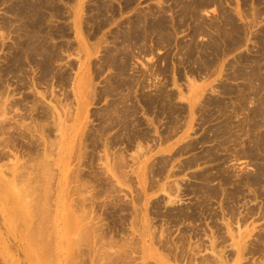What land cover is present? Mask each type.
I'll list each match as a JSON object with an SVG mask.
<instances>
[{
	"label": "rangeland",
	"instance_id": "obj_1",
	"mask_svg": "<svg viewBox=\"0 0 264 264\" xmlns=\"http://www.w3.org/2000/svg\"><path fill=\"white\" fill-rule=\"evenodd\" d=\"M0 264H264V0H0Z\"/></svg>",
	"mask_w": 264,
	"mask_h": 264
},
{
	"label": "bare ground",
	"instance_id": "obj_2",
	"mask_svg": "<svg viewBox=\"0 0 264 264\" xmlns=\"http://www.w3.org/2000/svg\"><path fill=\"white\" fill-rule=\"evenodd\" d=\"M2 152V151H1ZM6 152V151H5ZM4 152V153H5ZM5 154H7V153H5ZM2 155V154H1ZM4 156V155H3ZM44 164V163H43ZM43 164H42V166H43ZM47 164V163H46ZM46 166V165H45ZM46 185V184H45ZM39 186V185H38ZM33 187H35V186H33ZM37 188V187H36ZM40 191V190H39ZM42 194V193H41ZM43 199V198H42ZM32 201H34V200H32ZM35 202V201H34ZM38 203V202H37ZM40 203H42V202H40ZM34 204V203H33ZM37 205V204H36ZM39 205V204H38ZM36 207V206H35ZM45 207V206H44ZM33 209H34V207H32ZM45 209V208H44ZM40 210H42V208L40 209ZM39 209H38V211H40ZM43 212V211H42Z\"/></svg>",
	"mask_w": 264,
	"mask_h": 264
}]
</instances>
